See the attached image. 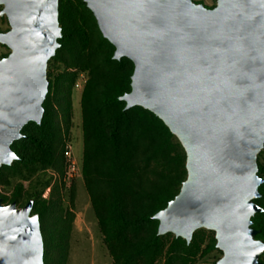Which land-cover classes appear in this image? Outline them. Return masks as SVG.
Wrapping results in <instances>:
<instances>
[{
  "label": "water",
  "instance_id": "1",
  "mask_svg": "<svg viewBox=\"0 0 264 264\" xmlns=\"http://www.w3.org/2000/svg\"><path fill=\"white\" fill-rule=\"evenodd\" d=\"M113 46L133 63L125 108L156 114L185 152L186 177L153 217L159 235L187 243L196 229L214 232L215 264H261L264 241L251 217L262 211L264 177V0H83ZM59 0H0L9 29L0 43V166L19 156L11 144L41 122L46 68L61 37ZM33 200L0 197V264H43L44 242Z\"/></svg>",
  "mask_w": 264,
  "mask_h": 264
},
{
  "label": "trees",
  "instance_id": "2",
  "mask_svg": "<svg viewBox=\"0 0 264 264\" xmlns=\"http://www.w3.org/2000/svg\"><path fill=\"white\" fill-rule=\"evenodd\" d=\"M58 11L61 27L59 47L47 64L63 62L67 68L85 63L91 70L80 99L81 174L102 241L113 264H156L170 236L168 254L162 264H172L169 254L178 247L188 257L193 250L200 249L205 229H196L187 243L170 232L159 235L158 220L153 217L177 194L186 177L185 152L181 144L156 114L138 105L125 108V102L119 99L130 90L131 60L126 57L114 59V46L106 38L110 51L103 58L90 57L89 54L82 58L85 41L81 22L73 16L67 0H59ZM102 61L119 66L128 63L129 67L115 79L101 80L97 77V68ZM47 76L49 84L42 104L41 122L26 124L35 126L42 136L22 133L43 153L23 156L15 151V140L11 148L19 157L10 165L0 166V180L4 170L20 169L21 166L32 168L36 163L53 167L59 175L64 173V143L60 122L56 118L58 113L64 117L68 111L72 78L69 72L54 81L49 74ZM257 166V174L264 177V146L257 154ZM49 180L40 183L45 185ZM258 190L260 197L254 201L262 211L251 217V226L258 230L255 238L264 241V181ZM0 197L5 199L2 194ZM29 199H33L32 213L39 216L44 242L43 264H66L72 215L66 216L56 200L43 198L40 191L23 192L21 184L7 203L15 201L24 205ZM215 249L218 248L213 233L202 253ZM263 256L264 253L259 257L261 264H264Z\"/></svg>",
  "mask_w": 264,
  "mask_h": 264
},
{
  "label": "rangeland",
  "instance_id": "3",
  "mask_svg": "<svg viewBox=\"0 0 264 264\" xmlns=\"http://www.w3.org/2000/svg\"><path fill=\"white\" fill-rule=\"evenodd\" d=\"M193 1L202 3L206 7H212L216 3V0ZM67 2L71 7L73 16H76L75 19H78L84 28L85 48L81 51L80 56L84 58L89 54L90 57L103 58L110 51V46L106 42V39L102 37L95 24L93 15L82 0H67ZM1 8L2 6L0 5V10ZM8 29L9 24L6 16L0 15V31ZM9 51L6 45L0 43V58L7 55ZM128 67V63L119 66L110 61H102L97 68V77L101 80L115 79L117 75L124 72ZM65 72H69L72 78L67 101L68 111L64 116L65 118L62 117L61 113H58L56 120L60 122L63 143L71 144L75 158L81 166L83 143L80 99L91 70L85 63L67 68L63 62H51L47 64L46 75L49 74L53 81L60 78ZM22 133L32 134L37 137L42 136L41 132L31 124L25 125L22 128ZM15 151L26 157L38 156L43 153L42 149L38 148L29 138L23 136L16 141ZM2 175L0 194L5 197L4 200L2 199L3 204H7L13 191L21 184L23 192L40 191L43 198L56 200L64 213L66 212V216L70 217L72 215L69 223L70 233L66 264H113L102 241V234L99 231L96 216L90 205L82 174L68 182L64 179V174H57L53 167L36 163L32 168L21 166L20 169L10 168L4 170ZM46 179H50L47 184L40 183L45 182ZM16 205L22 206L17 202ZM213 233L212 230L205 229L200 249L193 250L189 253L188 257L184 256V251L180 247L176 248L174 252L169 254L171 263L215 264L222 255L221 250L215 249L207 254L202 253L204 246L209 242ZM171 238V236L168 237L156 264H162L167 257V249Z\"/></svg>",
  "mask_w": 264,
  "mask_h": 264
},
{
  "label": "built area",
  "instance_id": "4",
  "mask_svg": "<svg viewBox=\"0 0 264 264\" xmlns=\"http://www.w3.org/2000/svg\"><path fill=\"white\" fill-rule=\"evenodd\" d=\"M64 161V179L70 182L81 174V166L75 158L71 144L65 143L62 150Z\"/></svg>",
  "mask_w": 264,
  "mask_h": 264
}]
</instances>
